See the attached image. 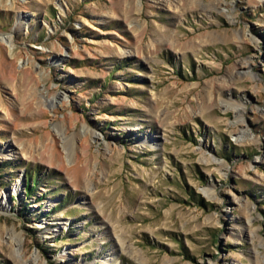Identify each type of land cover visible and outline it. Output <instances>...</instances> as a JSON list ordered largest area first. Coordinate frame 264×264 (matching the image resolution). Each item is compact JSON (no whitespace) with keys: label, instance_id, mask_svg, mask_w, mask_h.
Instances as JSON below:
<instances>
[{"label":"rangeland","instance_id":"1","mask_svg":"<svg viewBox=\"0 0 264 264\" xmlns=\"http://www.w3.org/2000/svg\"><path fill=\"white\" fill-rule=\"evenodd\" d=\"M0 264H264V0H0Z\"/></svg>","mask_w":264,"mask_h":264},{"label":"bare ground","instance_id":"2","mask_svg":"<svg viewBox=\"0 0 264 264\" xmlns=\"http://www.w3.org/2000/svg\"><path fill=\"white\" fill-rule=\"evenodd\" d=\"M9 40V39H8ZM51 103L53 102V101H50ZM53 105V104H52ZM70 143H68L67 142V140L65 139L64 140V143H63V145H64V147H63V149L64 150H66V152L69 154V152H70V150L69 149H71V146L69 145Z\"/></svg>","mask_w":264,"mask_h":264},{"label":"trees","instance_id":"3","mask_svg":"<svg viewBox=\"0 0 264 264\" xmlns=\"http://www.w3.org/2000/svg\"><path fill=\"white\" fill-rule=\"evenodd\" d=\"M33 180V183L35 184L37 182V180L35 181V179H32ZM33 190L30 188V185L28 184V187H27V192L28 194H30Z\"/></svg>","mask_w":264,"mask_h":264}]
</instances>
